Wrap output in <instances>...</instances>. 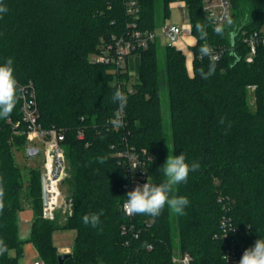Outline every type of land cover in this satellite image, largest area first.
Instances as JSON below:
<instances>
[{
    "label": "trees",
    "instance_id": "1",
    "mask_svg": "<svg viewBox=\"0 0 264 264\" xmlns=\"http://www.w3.org/2000/svg\"><path fill=\"white\" fill-rule=\"evenodd\" d=\"M178 1L185 5L195 39L192 73L181 50L163 46L162 77L157 42L133 53L140 59L135 84H129L126 67L116 69L98 60L129 32L127 25L154 30L169 18L170 4ZM137 2L139 13L133 19L125 12L124 0H0L8 8L0 14V65L13 59L19 87L31 83L36 91L40 125L64 133L72 200L71 215L58 225L41 216L39 172H30L23 189L7 124L8 119L21 118L18 98L10 116L0 118V186L5 193L0 241L7 246L0 264H19L23 256L16 222L22 199L33 211L29 242L44 264H59L53 244L58 231L74 233L63 264H173L174 247L189 255V264H225L222 255L228 243L245 251L264 238V47L246 63L248 49L242 42L264 25V0H230L231 22L219 35L205 19L200 0H161L159 25L157 0ZM198 22L205 26L206 40L200 39ZM204 44L219 52L214 74L207 79L200 74L201 69L208 72L211 63L200 54ZM252 87L254 108L248 103ZM117 88L128 96V104L123 126L116 130L106 123L118 109L111 101ZM163 90L169 101V134L162 117ZM79 132L82 139H77ZM13 140L22 146V138ZM165 143L173 155L183 152L189 165L199 163L174 193L190 203L184 215L166 205L158 217L135 214L130 222L121 210L127 192L123 162L115 153L124 146L148 153L150 183L159 185L165 181ZM101 210L99 225L83 223L84 215ZM223 217L233 228L226 239L219 237ZM123 225L133 229L122 233Z\"/></svg>",
    "mask_w": 264,
    "mask_h": 264
},
{
    "label": "built area",
    "instance_id": "2",
    "mask_svg": "<svg viewBox=\"0 0 264 264\" xmlns=\"http://www.w3.org/2000/svg\"><path fill=\"white\" fill-rule=\"evenodd\" d=\"M200 1L203 15L211 27L214 30L217 26L224 28L227 20L232 15L230 0ZM124 6L126 14L135 19L139 13L137 0H124ZM127 26L130 28L129 32H127L125 36L116 39L113 46L107 47L104 55L98 59L99 61L111 63L116 69H124L129 55L139 50L146 49L149 44L157 42L158 39H161L162 46L174 47L176 49H178V44L182 39V28L178 24L166 20L151 31H139L135 28L133 23ZM242 42L248 49L245 62L252 63L258 48L264 47V33L261 29L249 33L243 37ZM213 55L216 57V60H218V50H213ZM251 90H253V87ZM18 98L20 100L19 111L21 118L16 122L10 119L7 120V124L11 126L12 132L9 143L12 145V149L16 148L13 143V138L19 137L23 139L22 145L25 146H36V143L42 144L43 172L41 173V178L45 181L46 205L43 206L42 203L41 216L45 220L54 221L56 212L60 209H63L64 213L69 216L72 213V200L69 197L63 198L59 188L60 181L66 174V158L63 146L64 133L57 131L55 128L44 129L38 122L39 111L36 101V91L31 83L19 87ZM111 121L112 120H108L106 123L107 126L117 130V128L113 127ZM31 138H33L34 141H30ZM82 138L83 135L79 132L77 139ZM115 155L123 162L125 177L123 189L126 192L133 190L138 184L143 185L147 181L150 182L148 166L152 162V157L148 153L145 151L138 152L124 146L118 150ZM133 165L139 166L132 169ZM126 200L122 203L121 210L130 222H132L135 214L128 215L123 210V204ZM220 228L221 233L219 237L225 239L228 238L229 232L233 230L230 221L225 217L220 221ZM131 229H133L132 226L123 225L122 233H126ZM134 236L137 237V235ZM243 252L244 251L238 249L233 242L228 243L222 255L224 263L239 264ZM225 255L228 256V260L225 259ZM172 262L173 264H189L190 257L187 254H180L178 258L172 257ZM33 264H44V262L39 259L33 262Z\"/></svg>",
    "mask_w": 264,
    "mask_h": 264
},
{
    "label": "clouds",
    "instance_id": "3",
    "mask_svg": "<svg viewBox=\"0 0 264 264\" xmlns=\"http://www.w3.org/2000/svg\"><path fill=\"white\" fill-rule=\"evenodd\" d=\"M7 11V6L0 3V14H6ZM196 30L200 33V39L206 40L205 26L198 22ZM215 31L219 35L222 34L223 30L220 26H217ZM199 51L201 56H209L211 59L208 72H204L203 69L200 72L202 79H207L214 74L216 57L213 55L212 48L207 44H204ZM18 91L19 84L14 75L13 59L9 57L0 65V118L6 119L13 112L18 101ZM111 101L118 105L111 121L113 127L118 129L122 126V114L127 107L128 96L117 88L111 95ZM220 123H224V118H221ZM101 163H103V159H101ZM138 166L133 165L132 169ZM198 168V162H193L191 165L186 162V156L183 152L179 155H173L172 150L169 149V155L163 165L165 181L159 185L152 184L149 181L143 185H136L133 190L126 194L127 200L123 204L124 212L128 215L143 214L155 218L161 215L167 205L170 211L178 215H184L190 201L186 196H177L174 193L178 185L187 182L189 172ZM4 195V189L0 186V211L4 207ZM102 214L103 210L100 213L86 214L82 218L83 223L96 227L100 223ZM6 251L7 246L0 241V255H3ZM225 259L228 260V256L225 255ZM239 264H264V238L257 239L254 246L245 249Z\"/></svg>",
    "mask_w": 264,
    "mask_h": 264
},
{
    "label": "rangeland",
    "instance_id": "4",
    "mask_svg": "<svg viewBox=\"0 0 264 264\" xmlns=\"http://www.w3.org/2000/svg\"><path fill=\"white\" fill-rule=\"evenodd\" d=\"M157 23L158 25L162 22L163 17L161 13V0H157V11H156ZM170 21H169V20ZM166 19L168 22H176L182 26H188V17L185 11V6L182 2H174L171 4V11L169 18ZM231 17L227 20L225 26H229V21ZM261 31L264 33V25L261 26ZM163 47V46H162ZM158 67L160 69V73L162 77L165 74V51L158 44ZM139 56L137 54H131L127 57L126 61V69L129 76V84H135L138 80V68H139ZM193 62V59H192ZM192 62L189 64V73H192ZM248 103L251 108H254V96L251 88L249 89L248 94ZM162 117L165 125V130L169 134L168 125H169V101L165 90L162 92ZM30 141H34L33 138ZM166 145V154L165 161L169 155V149L171 150V146L169 143H165ZM37 148L40 150V155L36 158L25 160V152L27 148ZM13 162L15 167L20 173L21 181L23 184V189H25L29 185V174L31 171H37L40 173L43 172V151L42 144L36 143V146H25L22 145L20 147H16L12 149ZM66 158V155H65ZM70 177V168L69 162L66 158V174L62 178L59 184V188L61 191V195L63 198L69 196L68 193V185L66 183L67 179ZM23 209L19 211L16 215L17 222V236L18 239L24 242L23 245V256L19 259V264H33L34 261L39 260L37 251L35 250L32 243L29 242L30 238V223L33 216V211L29 207L27 201L22 199ZM67 215L64 213L63 209H60L56 212V219L58 225H63L65 223ZM74 238V233L69 231H58L53 234V244L57 247L59 254H67L70 251V247L72 245ZM11 255H14V252H11ZM180 256L179 250L177 247L173 249V257L178 258Z\"/></svg>",
    "mask_w": 264,
    "mask_h": 264
},
{
    "label": "crops",
    "instance_id": "5",
    "mask_svg": "<svg viewBox=\"0 0 264 264\" xmlns=\"http://www.w3.org/2000/svg\"><path fill=\"white\" fill-rule=\"evenodd\" d=\"M170 11H171V4H170ZM185 11H186V8H185ZM186 14H187V12H186ZM171 23L178 24L176 22H171ZM178 25L183 30L182 39H181L180 43L178 44V50H181L185 54V56H186V66H187V69L189 71V69L191 67V66L189 67V64L191 65V62H192V59H193V53L191 52V48L195 44V39L191 35V27H190V24H189V20H188V26H182L180 24H178ZM157 43L162 47L161 39H158Z\"/></svg>",
    "mask_w": 264,
    "mask_h": 264
},
{
    "label": "water",
    "instance_id": "6",
    "mask_svg": "<svg viewBox=\"0 0 264 264\" xmlns=\"http://www.w3.org/2000/svg\"><path fill=\"white\" fill-rule=\"evenodd\" d=\"M39 149L37 148H27L25 152V160L33 159L39 156ZM41 195H42V203L43 206L46 205V188H45V181L41 178ZM70 255L69 254H60L58 256V263L63 264L64 260L67 259Z\"/></svg>",
    "mask_w": 264,
    "mask_h": 264
}]
</instances>
